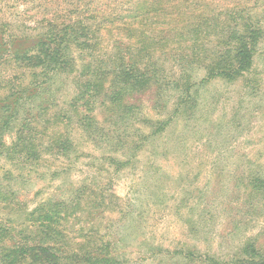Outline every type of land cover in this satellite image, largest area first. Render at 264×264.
<instances>
[{"label":"rangeland","instance_id":"obj_1","mask_svg":"<svg viewBox=\"0 0 264 264\" xmlns=\"http://www.w3.org/2000/svg\"><path fill=\"white\" fill-rule=\"evenodd\" d=\"M156 5L158 14L151 12ZM245 9L261 31L252 69L207 83L200 70L181 107L162 88L127 99L129 111L115 108L123 99L80 106L82 69L50 81L44 94L52 103L41 115L39 99L21 101L1 133L0 264H53L56 255L63 264H88L86 256L101 248L121 264L228 263L252 241L264 253V190L251 184L264 177V0H0V31L15 41L51 37L77 19L90 27L135 21L137 35L147 32L142 23L156 27L149 36L181 35L170 50L190 60L191 47L203 49L204 40L213 52L219 21L240 22ZM201 13L216 22L205 20L209 31L194 39ZM164 23L177 27L166 34ZM98 31L97 60L111 54L115 40L127 43L125 29ZM166 67L174 74L176 67ZM31 72L0 65V107L14 104L11 92L26 89ZM83 109H95L96 124L78 122ZM39 248L50 250L48 262Z\"/></svg>","mask_w":264,"mask_h":264},{"label":"trees","instance_id":"obj_2","mask_svg":"<svg viewBox=\"0 0 264 264\" xmlns=\"http://www.w3.org/2000/svg\"><path fill=\"white\" fill-rule=\"evenodd\" d=\"M144 4L140 1L136 3L137 6ZM157 8L158 5L151 12L160 13ZM249 9L241 11L244 16H241L240 22L220 20L221 35L212 42L215 43L214 51L210 52L206 49L208 45L207 41L204 40L205 47L203 49H198V44L191 47L193 52L191 60L188 56L181 58L177 53L178 47L170 50V47L173 46L170 40L180 44L185 39L181 35L176 38L167 35L149 36L148 28L151 30L156 27H154V24L148 23L138 24L145 27L144 30L148 34L140 33L137 35L138 29L135 27V21H125L123 23L111 19L107 22L95 23L92 29V27L85 25L84 21L77 19L71 24H60L56 32L50 33L51 37L44 35L38 39L35 38V42L15 41V39L4 36L3 31H0V65L7 64L11 66L13 64L20 71H32L31 75L28 76L32 83L26 86L23 91L11 92L10 96L14 98V104L0 107V111L2 110L0 116L3 118L2 121L0 120V144L3 129L10 126L11 121L19 115L21 101L26 99L33 103L39 99L36 112L41 115L42 112L48 110L52 103V97L46 96L48 93L44 94V90L50 81L59 75H64V73L76 74L78 69H82L85 74L87 73V76L85 83L81 79L82 83L79 82V79L76 82V97L80 101V103L75 102L76 104L81 106L91 103L90 107L94 108V103L98 102L96 97H98L101 100L100 106L111 107L112 104L114 105V103L123 99L124 102L115 106V108H123L128 111L130 107L126 106V100L150 88H157L158 90L162 88L165 92H173L175 97L177 96V102H179L177 104L181 107L184 101L189 98L191 90H194L198 83L196 76L200 70L204 72L200 83L217 79L230 81L243 77L245 73H249L252 69L254 57L258 50L257 47L261 41L259 23L251 22L248 17ZM199 17L202 19L198 20L200 22L194 25L192 31L194 39H200L199 37L204 31L205 35L209 31L208 28L205 29L207 27L204 23L205 20H208L211 25L216 22L215 19H210L207 14L201 13ZM211 18H214V16ZM162 26L164 27L162 32L167 34L168 29L177 27V24L164 23ZM98 27L105 28L107 31H124L125 29L127 34L124 38L127 39V43L115 40L116 42L112 46L114 51L112 49L111 54H108L106 59L98 58L97 60L92 55V51L96 50V46L100 43L99 39L93 43L92 37H96V34L100 33ZM187 41L188 39L184 42ZM167 49L170 51H167ZM90 56L93 57L91 61L86 59L91 58ZM79 60L80 64L78 63ZM167 62L171 63L174 68L176 67L172 75L166 71ZM77 66L80 68H77ZM33 70L37 71L33 72ZM105 83H108V85H105ZM83 86L86 87L87 92L82 91L79 93L80 88ZM91 90L95 94L94 97L90 95ZM94 111L95 109L79 111L78 122L81 125L90 121L96 124L97 113ZM175 111L177 112L178 109ZM9 113L11 114L9 115ZM27 113L30 116L36 114L32 113L30 108ZM21 126L25 128L28 127V124L24 123ZM157 130L159 131V129ZM127 163L128 161L124 164ZM263 178L262 176L259 179L255 178L257 180L254 179L255 181L251 183L259 186L258 191L264 190ZM2 250L3 248H1ZM39 250L43 255L42 262H48L52 257L50 250L46 248H39ZM105 250L101 248L94 251L93 254H88L84 263L121 264L116 255H109L110 251L104 253ZM108 250L110 249L108 248ZM34 251L35 248L30 247L26 248L25 252L29 254ZM102 254L109 256H103ZM57 256L53 264H63L59 262ZM212 264H264V253L258 248L256 241H252L244 245L241 253L239 252L235 256L234 262L221 263L214 258Z\"/></svg>","mask_w":264,"mask_h":264}]
</instances>
